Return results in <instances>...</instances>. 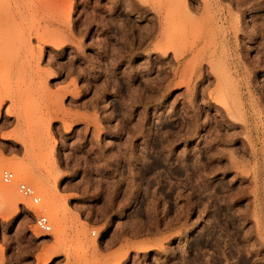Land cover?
<instances>
[{
  "label": "rangeland",
  "instance_id": "1",
  "mask_svg": "<svg viewBox=\"0 0 264 264\" xmlns=\"http://www.w3.org/2000/svg\"><path fill=\"white\" fill-rule=\"evenodd\" d=\"M15 1L0 0V173L42 199L0 198V264H264V0H68L67 44L33 37L34 57ZM28 1L35 30L56 22ZM209 232L221 248L195 244Z\"/></svg>",
  "mask_w": 264,
  "mask_h": 264
},
{
  "label": "bare ground",
  "instance_id": "2",
  "mask_svg": "<svg viewBox=\"0 0 264 264\" xmlns=\"http://www.w3.org/2000/svg\"><path fill=\"white\" fill-rule=\"evenodd\" d=\"M17 1V2H16ZM15 1V5H16V11L13 13V14H11L10 13V15H12L9 19L13 22V24H14V22L15 23H17L18 24V26L16 27L17 29L20 27V29H18V30H22L21 31V36H20V38L18 37V39H20L22 42H24V44H25V46H27V50L25 51L26 53H24V54H27V53H29V55H33V57H34V51H33V49H32V46H31V40L33 39V37H36L37 39H38V42L40 43V44H47V43H49V44H52L54 47H56L58 50H60V49H62V48H64V45L65 44H67V39H66V37L64 38V37H62V33L59 31L60 30V28H62V27H64V24H62V22H63V19H61V17L62 16H64L63 14H65L66 12V14H67V19H69V21H70V16H71V14H72V3H71V1H68V0H43V1H46V2H44L45 3V5H51V6H53L52 8H54L55 10H56V12L58 13L57 15H58V18H57V20L55 19V21L56 22H51V24H48L49 26H52L53 28H52V30L51 29H47L48 28V25L47 24H44V25H47V27L45 28V29H41L40 31H37V30H35L36 28H37V24H35L36 23V21L34 20V17H32V16H30V17H28V16H26L25 15V13L24 12H27V6H28V4H29V1L28 0H16ZM28 1V2H27ZM40 2H42L41 0H39ZM185 2H186V0H184ZM239 2V1H238ZM245 2V1H244ZM243 2V3H244ZM256 2V1H255ZM43 3V4H44ZM48 3V4H47ZM50 3V4H49ZM182 3H183V1H182ZM257 4H259L258 2H256ZM261 4V3H260ZM259 4V5H260ZM14 5V6H15ZM35 6L37 5L36 3L34 4ZM34 5H33V8H34ZM253 5V4H252ZM184 6V5H183ZM212 6V5H211ZM50 7V6H49ZM206 7V6H205ZM209 7V6H208ZM32 8V9H33ZM190 8V7H189ZM199 8V7H198ZM235 8V7H234ZM31 9V10H32ZM197 9V8H196ZM200 9V8H199ZM205 9H208V8H205ZM236 9V8H235ZM238 9V8H237ZM242 9V8H241ZM190 10V9H189ZM14 11V10H13ZM209 11V10H208ZM207 11V12H208ZM210 12V11H209ZM222 14V13H221ZM212 15V14H211ZM220 15V14H219ZM9 16V15H8ZM223 16V15H222ZM221 15H220V21H222L223 20V17H222ZM256 16V15H255ZM47 17V16H46ZM216 17H218V16H216ZM215 17V18H216ZM226 17V16H225ZM54 18V17H53ZM214 18V19H215ZM37 19V18H36ZM44 19V18H43ZM47 19H48V17H47ZM243 19V18H242ZM52 20V19H51ZM219 20V19H218ZM46 21H48V20H46ZM67 21V20H66ZM215 21V20H214ZM240 21V20H239ZM38 22V21H37ZM217 22V21H216ZM222 23V22H221ZM12 24V23H11ZM12 24V25H13ZM20 24H25V26H23V25H20ZM20 25V26H19ZM213 25H216L217 26V24H213ZM221 25H223V24H221ZM39 26H40V24H39ZM210 28H209V30L212 28L213 29V27H211L210 26V24L208 25ZM220 26V25H219ZM224 26V25H223ZM233 26V25H232ZM232 26L230 25V27H231V29H232ZM237 26V25H236ZM235 26V24H234V26L233 27H236ZM222 27V26H221ZM229 27V28H230ZM215 28V27H214ZM224 28H228V27H223V30H224ZM228 28V29H229ZM17 29H15V30H17ZM208 29V27L206 28V30ZM216 29H217V27H216ZM221 29V28H220ZM230 29V30H231ZM234 29V28H233ZM67 30H68V28H67ZM205 30V29H204ZM214 30V32L216 31L215 29H213ZM237 30V29H236ZM4 31V30H3ZM6 31H7V33L9 34V32H8V30L6 29ZM5 31V32H6ZM55 31V32H54ZM160 31V30H159ZM162 31V30H161ZM212 31V30H211ZM211 31H210V33H211ZM221 31H222V29H221ZM220 31V32H221ZM225 31V30H224ZM224 31H222V32H224ZM0 32H1V30H0ZM205 32V31H204ZM231 32V31H230ZM12 34L11 35H9V36H17L16 34L14 35L13 34V32H11ZM162 33H163V31H162ZM206 33H207V31H206ZM210 33L208 34V35H210ZM213 33V32H212ZM211 33V34H212ZM219 33V32H218ZM225 33H228L227 32V30H226V32ZM225 33H223L222 34V40H223V46H224V49H223V47H222V49H223V51H225V52H227L228 50L227 49H230L231 47H230V44H231V40H230V34H225ZM236 33V32H235ZM167 34H168V36H167ZM203 34H205V33H203ZM216 34V33H215ZM164 35H165V32H164ZM164 35H162V37L164 36ZM207 35V36H208ZM228 35H230V36H228ZM233 35V34H232ZM236 35V34H235ZM234 35V36H235ZM238 35V34H237ZM1 36V35H0ZM8 36V35H7ZM9 36H8V38H9ZM65 36V35H64ZM170 36H172V35H169V33H166V35L164 36L165 38H162V39H164V40H169L170 41V44H171V37ZM213 36H214V40H215V35H213L212 34V36L210 35V37H212L213 38ZM4 37H6V35H4ZM236 37V36H235ZM3 38V37H2ZM2 38H0V40L2 39ZM15 39H12L11 37L9 38V39H12V40H16V37H14ZM169 38H171V39H169ZM232 38V37H231ZM9 39H7V40H9ZM4 40H5V38H4ZM7 40H5V42L7 41ZM174 40V39H173ZM211 40V39H210ZM3 41V40H2ZM9 41H11V40H9ZM9 41H7L6 42V44L7 43H9ZM67 41V42H66ZM5 42L4 43H2V44H5ZM13 42V41H12ZM166 42V44H167V46L165 45V47L166 48H164L163 49V52L165 53V55H167V57L168 56H170V52H171V50L173 49V45H171L172 46V48H170L169 46H170V44H169V42L168 41H165ZM168 42V43H167ZM210 42V41H209ZM174 43V42H173ZM195 43V42H194ZM206 43V42H205ZM208 43V42H207ZM209 44V43H208ZM215 44V43H214ZM23 46V45H22ZM78 47H80V46H78ZM202 47H203V45H202ZM209 47V46H208ZM25 48V47H24ZM17 49H20L19 47L17 48ZM22 49V48H21ZM20 49V50H21ZM200 49H201V47H200ZM203 49V48H202ZM217 48H215V51H217L216 50ZM233 49V48H232ZM227 50V51H226ZM236 50V49H235ZM234 50V51H235ZM14 51H16V49L14 50ZM200 51V50H199ZM198 51V52H199ZM220 51V50H219ZM237 51V50H236ZM17 52V51H16ZM22 52H24V51H22ZM173 52V51H172ZM218 52V51H217ZM221 52V51H220ZM225 52H222L223 54L225 53ZM229 53V52H228ZM15 54H17V53H15ZM19 54V53H18ZM233 54H235V53H233ZM23 55V54H22ZM164 55V56H165ZM177 55V54H176ZM36 56V55H35ZM81 56V55H80ZM180 56V55H179ZM237 56H239V55H237ZM32 57V56H31ZM178 57V56H177ZM240 57V56H239ZM239 57H238V59H239ZM82 58V57H81ZM241 58V57H240ZM200 61V60H199ZM240 61V60H239ZM111 63H112V61H110ZM238 62V61H237ZM236 63V62H235ZM113 64V63H112ZM14 66V65H13ZM18 68V67H17ZM200 68V67H199ZM202 68V67H201ZM9 69H11L10 68V66H9ZM198 69V68H197ZM196 69V70H197ZM16 71V70H15ZM174 71V70H173ZM199 71V70H198ZM12 72V71H11ZM196 71L194 70V72L192 73V75L191 76H189V81H192L193 80V78H194V75L196 74L195 73ZM199 73V72H198ZM173 75L175 76L174 78H176V76H177V71H174V73H173ZM46 77V76H45ZM187 78H188V76H187ZM186 77H185V79H187ZM184 79V80H185ZM44 81V80H43ZM181 82V81H180ZM179 81L178 82H176V84H182L183 83V81H182V83H180ZM184 82H186V81H184ZM172 83H174V80H172V79H170L169 80V82H168V84H167V87H169L170 85H172ZM188 83V82H187ZM188 85V84H187ZM171 87V86H170ZM108 103V102H107ZM228 105V104H227ZM216 106V105H215ZM226 106V105H225ZM228 108H229V106H228ZM224 112V111H223ZM222 113V112H221ZM231 115V114H230ZM233 115V114H232ZM231 115V116H232ZM186 135H188V134H182V135H180L181 137L179 138V139H181V141L183 142V141H185L186 140V138L188 137V136H186ZM185 151V150H184ZM185 153V152H184ZM184 153H183V155H184ZM183 157V156H182ZM184 163L185 162H187L188 163V154H187V156H185L184 158ZM181 160V159H180ZM191 160V159H190ZM160 162V161H159ZM183 163V162H182ZM184 163L182 164V166L184 165ZM187 167H188V164H187ZM185 168V167H184ZM191 168V167H190ZM185 170V169H184ZM192 171V170H191ZM182 172V171H181ZM189 173V172H188ZM190 174V173H189ZM193 174H195V173H193ZM192 176V175H191ZM190 176V177H191ZM189 177V178H190ZM194 177V176H193ZM201 185V184H200ZM195 190V189H194ZM199 189H197V191H198ZM194 191H192V193H193ZM200 193H201V191H200ZM198 194V193H197ZM196 194V195H197ZM199 195H201V194H199ZM198 195V196H199ZM183 196V195H182ZM258 196V195H257ZM3 198V199H5L6 200V202L8 201V202H17L18 200H20L21 199V195H20V193H18L14 188H13V186L12 185H6V186H1L0 187V198ZM189 199V198H188ZM213 198H211V200H212ZM196 200V199H195ZM199 200H203V198L202 199H199ZM199 200L197 201L196 200V202H199ZM211 200H208V203H210L211 202ZM214 200H215V198H214ZM207 201V200H206ZM210 201V202H209ZM216 202V201H215ZM192 203V202H191ZM212 203H214V202H212ZM212 203H211V205H212ZM193 204V203H192ZM201 205L203 204V203H200ZM204 204H205V202H204ZM215 204V203H214ZM47 205V203L45 204V206ZM206 205H207V202H206ZM206 205H205V207H206ZM209 205V204H208ZM207 205V206H208ZM216 205V204H215ZM204 206V205H203ZM210 206V205H209ZM216 207H217V205H216ZM207 209H208V207H206ZM218 208H220L219 207V205H218ZM193 209V208H192ZM216 210V209H215ZM219 210V209H218ZM218 210H217V212H218ZM220 210H221V208H220ZM215 212V211H214ZM216 213V212H215ZM221 213V212H220ZM220 213H218V214H220ZM222 215V214H221ZM212 216V215H211ZM214 216V215H213ZM213 216H212V218H213ZM218 216H220V215H218ZM218 216H215V218H217ZM227 217H229V216H227ZM220 217H218V222H219V220L221 219H219ZM214 220H212V222H213ZM216 221V220H215ZM60 222H61V220H60ZM59 221H58V223H60ZM220 222H221V220H220ZM224 224V223H223ZM225 225V224H224ZM223 225V226H224ZM58 226H59V224H58ZM56 228H58V227H56ZM59 229V228H58ZM234 229H236V228H234ZM240 230V229H239ZM238 230V231H239ZM237 231V232H238ZM228 234V233H227ZM38 235V234H37ZM203 235V234H202ZM209 236L208 237H211V238H213V239H215V241H212L211 240V242H210V240L209 239H204V237H202V236H199L200 237V239L199 238H197V239H199V240H196V242H195V244L197 245V246H199V247H202L201 245H209L210 246V244L212 245V244H214L213 246H215L216 248H221L220 247V242L221 241H219L216 237H218V236H216V235H214V233L213 232H209V234H208ZM219 236H220V234H219ZM195 240V239H194ZM193 244V243H192ZM191 244V245H192ZM194 245V244H193ZM208 247V246H207ZM238 248H239V246H237ZM197 248V247H196ZM237 249V248H236ZM240 249V248H239ZM214 250V249H213ZM224 251V250H223ZM236 252H237V258L238 259H242L244 256H241L242 254H241V251L240 250H236ZM224 253V252H223ZM226 254V253H225ZM234 254V253H233ZM228 255H230V257H232L233 255H232V253H230V254H228ZM228 255H226L227 257H229ZM244 255V254H243ZM242 257V258H241ZM245 257H246V255H245ZM243 258V262H242V264H249V262L247 261V259L246 258ZM52 259V256H50L48 259H47V261H45V262H49L50 260ZM242 261V260H241ZM248 262V263H247Z\"/></svg>",
  "mask_w": 264,
  "mask_h": 264
},
{
  "label": "built area",
  "instance_id": "3",
  "mask_svg": "<svg viewBox=\"0 0 264 264\" xmlns=\"http://www.w3.org/2000/svg\"><path fill=\"white\" fill-rule=\"evenodd\" d=\"M17 183V189L19 193L25 197L29 198L33 204L40 205L41 204V197L36 192L35 188L30 184L24 181H18L15 173L10 169H4L0 173V183L3 184H11ZM36 228L44 234H49L52 231V225L49 218L44 214L35 215V222ZM95 235V232H93Z\"/></svg>",
  "mask_w": 264,
  "mask_h": 264
}]
</instances>
